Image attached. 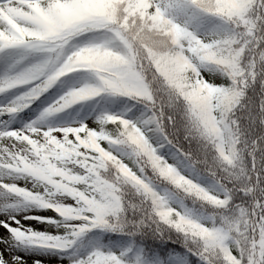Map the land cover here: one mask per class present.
<instances>
[{"label": "clouds", "instance_id": "1", "mask_svg": "<svg viewBox=\"0 0 264 264\" xmlns=\"http://www.w3.org/2000/svg\"><path fill=\"white\" fill-rule=\"evenodd\" d=\"M0 264H264V0H0Z\"/></svg>", "mask_w": 264, "mask_h": 264}, {"label": "rangeland", "instance_id": "2", "mask_svg": "<svg viewBox=\"0 0 264 264\" xmlns=\"http://www.w3.org/2000/svg\"><path fill=\"white\" fill-rule=\"evenodd\" d=\"M3 232H4V229H0V235H2ZM2 247H3V245H0V248H2ZM174 264H183L182 258L179 256L174 257Z\"/></svg>", "mask_w": 264, "mask_h": 264}]
</instances>
